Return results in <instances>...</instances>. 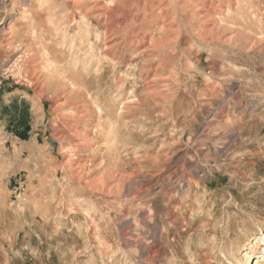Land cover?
<instances>
[{"label":"rangeland","instance_id":"obj_1","mask_svg":"<svg viewBox=\"0 0 264 264\" xmlns=\"http://www.w3.org/2000/svg\"><path fill=\"white\" fill-rule=\"evenodd\" d=\"M83 3L0 0V264H264V0Z\"/></svg>","mask_w":264,"mask_h":264},{"label":"bare ground","instance_id":"obj_2","mask_svg":"<svg viewBox=\"0 0 264 264\" xmlns=\"http://www.w3.org/2000/svg\"><path fill=\"white\" fill-rule=\"evenodd\" d=\"M71 4H72V7H75V8H77V9H81V13L83 12V11H85V5H84V3H83V1L84 0H68ZM112 1H114V0H111V2ZM119 1V0H118ZM125 1V0H124ZM104 2V1H103ZM128 1H126V2H123V3H127ZM133 2V1H132ZM102 3V2H101ZM116 3H118V2H116ZM122 3V4H123ZM134 3V2H133ZM132 3V4H133ZM112 4V3H111ZM119 4V3H118ZM140 4V3H139ZM113 5H115V4H113ZM113 5H111V6H113ZM124 5V4H123ZM119 6V5H118ZM120 6H121V4H120ZM225 6V5H224ZM103 7H105V5H102V6H100V5H98V3H95V5L94 6H92L91 7V10H93V11H103L102 10V8ZM130 7V6H129ZM128 7V8H129ZM107 8V7H106ZM113 8V7H112ZM124 8V7H123ZM127 8V9H128ZM101 9V10H100ZM130 9V8H129ZM106 10H108V9H106ZM111 10V9H110ZM109 10V11H110ZM132 10V9H131ZM87 11V10H86ZM107 13V12H106ZM105 13V14H106ZM109 13V12H108ZM103 14L104 13H100L98 16H93L94 18H92V19H95V21H99L100 20V18H102V16H103ZM215 14V13H214ZM116 16V15H115ZM106 17V16H105ZM108 17V16H107ZM117 17V16H116ZM141 18V17H140ZM139 20V19H138ZM161 20V19H160ZM98 23V22H97ZM109 30V29H108ZM99 31V30H98ZM97 31V36H98V32ZM108 33V32H107ZM1 37V36H0ZM68 73V72H67ZM70 77V76H69ZM71 78V77H70ZM58 81L59 80V78H57V77H54L53 75H51L50 77H48L47 79H46V82L48 83V84H51L53 81ZM74 84V83H73ZM86 108V107H85ZM173 167V166H172ZM172 171V170H171ZM170 170L168 171V172H166V173H168V175H167V178H169V179H171L172 177H173V174H172V172H171ZM160 173V172H159ZM158 173V174H159ZM163 175V174H162ZM150 177V176H149ZM160 177V176H159ZM180 177V176H179ZM178 178V177H177ZM182 178V177H181ZM149 180V179H148ZM157 179L155 178V176H151L150 177V180H149V182H148V184H149V186H148V188H147V191H148V194L150 195V197H151V195H152V190L155 188V184L157 183V181H156ZM176 181H177V179H176ZM158 185V184H157ZM160 189V188H159ZM146 190V189H145ZM144 190V191H145ZM156 191V190H155ZM155 193V192H154ZM158 194V193H157ZM161 194V193H160ZM148 195V196H149ZM149 198V197H148ZM154 206V205H153ZM149 210V209H148ZM148 212V214L151 216V214H152V210L150 209L149 211H147ZM150 227H151V229L153 230V234L156 236L157 234H158V228H157V225L156 224H154V223H151L150 224ZM152 235V234H151ZM156 238H157V236H156ZM150 239V238H149ZM143 251H146V249H143ZM264 255H262L261 257H263ZM259 257V256H258ZM259 262L260 261H256V263L257 264H259Z\"/></svg>","mask_w":264,"mask_h":264}]
</instances>
